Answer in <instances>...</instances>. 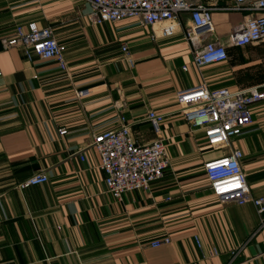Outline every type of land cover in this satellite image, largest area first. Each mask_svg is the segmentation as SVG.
I'll return each instance as SVG.
<instances>
[{"label":"crops","instance_id":"1","mask_svg":"<svg viewBox=\"0 0 264 264\" xmlns=\"http://www.w3.org/2000/svg\"><path fill=\"white\" fill-rule=\"evenodd\" d=\"M88 11L84 0H0V264H264V212L250 202L222 204L211 192L203 163L230 148L209 146L202 130L185 121L175 96L200 83L210 90H264V41L228 44L233 28L257 12L213 10V34L204 42L225 44L228 58L197 67L183 36L188 12L163 37L158 25L134 18L95 24ZM31 22L50 27L66 46V71L53 61L28 60L19 47H3L16 26ZM83 89L88 93L77 95ZM150 110L163 116L168 165L148 190L117 200L88 144L93 133L117 128L120 115L137 142L153 140ZM251 116L231 148L242 152L249 189L260 196L264 99L251 106ZM60 128L67 133L60 135ZM38 172L47 174L45 183L19 187ZM164 237L170 242L151 245Z\"/></svg>","mask_w":264,"mask_h":264},{"label":"built area","instance_id":"2","mask_svg":"<svg viewBox=\"0 0 264 264\" xmlns=\"http://www.w3.org/2000/svg\"><path fill=\"white\" fill-rule=\"evenodd\" d=\"M84 1L89 5L87 17L95 24L134 18L141 25H158L157 32L163 37L171 35L178 28L180 13L188 12L191 20L183 27V36L192 47V60L197 67L228 58L225 44L217 40L204 42L213 34V10L257 12L256 16L233 28L228 38L229 45L244 46L264 41V0H232L227 6H206L187 0ZM151 38H155V33ZM1 42L4 48H21L28 60L37 57L43 61H53L61 70H67L66 46L55 38L50 27L40 28L33 22L26 27L18 25L13 35L3 38ZM121 51L127 64L132 67L128 46L122 44ZM87 93L88 90L83 89L77 95ZM175 96L185 121L191 127L202 130L209 146L215 149L230 148L228 153L203 163L211 192L222 204L243 205L250 202L259 213H263L264 195H252L241 167L243 154L239 149L231 148L232 138L244 134L253 123L251 106L264 99L261 86L237 91L225 87L210 90L205 83H200L177 91ZM147 117L156 134L149 142H137L125 117L120 115L116 118L119 122L117 128L93 133L88 144L99 156V167L105 173L106 189L117 200H121L125 192L148 190L152 182L163 177L168 165L159 128L163 116L150 110ZM58 133L63 135L67 130L60 128ZM80 158L83 159V155L80 154ZM47 180L45 172H38L20 183L19 187L43 184ZM261 226H264V219L261 220ZM169 242V237H164L154 240L151 245L157 247Z\"/></svg>","mask_w":264,"mask_h":264},{"label":"rangeland","instance_id":"3","mask_svg":"<svg viewBox=\"0 0 264 264\" xmlns=\"http://www.w3.org/2000/svg\"><path fill=\"white\" fill-rule=\"evenodd\" d=\"M220 152H221V151H220ZM217 154H218V153H217ZM217 154H216V155H217Z\"/></svg>","mask_w":264,"mask_h":264}]
</instances>
